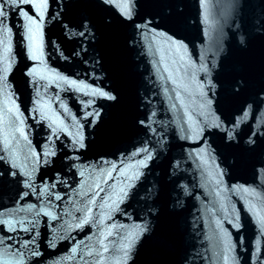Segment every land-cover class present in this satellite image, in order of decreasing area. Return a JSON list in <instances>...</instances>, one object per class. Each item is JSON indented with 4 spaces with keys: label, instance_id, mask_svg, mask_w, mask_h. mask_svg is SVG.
<instances>
[{
    "label": "water",
    "instance_id": "95a60500",
    "mask_svg": "<svg viewBox=\"0 0 264 264\" xmlns=\"http://www.w3.org/2000/svg\"><path fill=\"white\" fill-rule=\"evenodd\" d=\"M37 2L0 0V264H264V0H47L33 60Z\"/></svg>",
    "mask_w": 264,
    "mask_h": 264
},
{
    "label": "snow or ice",
    "instance_id": "6c2138e0",
    "mask_svg": "<svg viewBox=\"0 0 264 264\" xmlns=\"http://www.w3.org/2000/svg\"><path fill=\"white\" fill-rule=\"evenodd\" d=\"M16 2H17V0H11V3H13V4H15ZM19 2L20 3H32V0H19ZM102 2L105 4H109V5H114L116 8L119 9L120 13L125 18L131 19L134 0H102ZM201 3H202V6L204 8L203 20L205 23L211 25L212 22L209 20V7H208L210 0H201ZM35 7L38 10L39 19L37 17H29L27 15V13H25L24 15L28 19L27 39L30 42V48L32 50L31 58L33 60H39L41 58V55H42V51H41L42 43L40 40V27H41L40 22L43 20L44 10L47 7V0H38ZM3 9H4V5L2 3H0V18H4L7 16V13ZM146 26L147 25H145V27ZM0 27H3L4 31L6 33L11 32L10 28H6V21L5 20H0ZM80 35L84 36L85 32H81ZM3 43H4V41L2 39H0V44H3ZM174 47L176 48L177 51H180L181 48H184L186 46H184L180 43L174 42ZM11 51H12V49H11L10 43L5 44L3 59L6 62V67L4 68V73H6L11 67V63L8 62L9 61V55H10ZM181 60H183V56H181ZM173 63H175V61H173ZM165 70L167 71L168 69H165ZM177 71H179V69H177ZM3 78L6 79V75ZM60 79H63V78L61 77ZM69 83L75 85V81H70ZM173 83H176V81L173 80ZM92 95H99L102 97H106L107 99H110V100L115 99V96H112L109 93L104 92V91H100V90H94L92 92ZM13 116H15L16 120H19L18 109L14 105L8 106V102L6 100L4 107L0 108V131L3 132V143H4L5 148H10L12 146V141L16 139L15 132H19L20 135L23 136V138L25 140L27 139V137L24 136L23 128L16 126V121L13 120ZM19 122L21 125L23 124L22 120H20ZM13 129H14V131H13ZM10 137H11V139H10ZM18 143H19V141H17V144ZM81 147H83V145H81ZM141 151L147 152V149H141ZM148 159H151L150 154L148 156ZM140 164H141V166H145V161L141 160ZM113 170H115V166H113ZM15 174L16 173H14V172L11 173V175H15ZM121 175H127V173L121 172ZM108 178L109 179L112 178L111 173H109ZM131 178H135V176H133ZM29 187H31V185H29ZM97 188H99V184H97ZM123 191H124V189H121V192H123ZM244 191L247 192L248 189H245ZM24 195H27V194L25 193ZM57 199H60V197H57ZM92 203H95V201L93 200ZM48 214L51 215V213H48ZM257 217H258V220H259L261 227H264V216H261L259 214V212H257ZM53 219H55V217H53ZM25 231H27V229H25ZM111 234H112L111 231H109L108 235H111ZM105 239H107V237H105ZM101 244L103 245V241H101ZM126 247H130V245L126 246ZM73 251L75 252L76 250L73 249ZM108 251H109V249H108L107 245H104L103 246V252H108ZM12 255H15V253H12ZM20 255L23 256V253H20ZM33 255H39V253H33ZM89 255H92V253L89 252ZM125 256H127V253H125ZM225 259H227V257H225ZM18 264H22V261H19ZM117 264H119L118 261H117Z\"/></svg>",
    "mask_w": 264,
    "mask_h": 264
}]
</instances>
